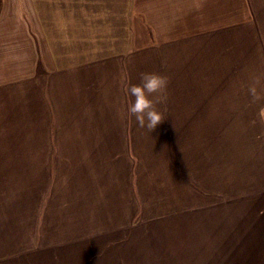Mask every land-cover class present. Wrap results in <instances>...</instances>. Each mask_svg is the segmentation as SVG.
Here are the masks:
<instances>
[{
  "label": "crops",
  "instance_id": "crops-1",
  "mask_svg": "<svg viewBox=\"0 0 264 264\" xmlns=\"http://www.w3.org/2000/svg\"><path fill=\"white\" fill-rule=\"evenodd\" d=\"M236 30L245 32L249 62L264 52V0H0V169L22 166L24 189L42 214L52 199L67 203L94 184L95 212H114L103 201L110 189L134 203L141 158L132 154L130 171L127 153L111 158L110 149L137 150L140 133H181L191 125L204 143V123L222 117L224 101L205 95L203 85L222 82L223 39ZM150 71L168 76L166 100L155 105L165 118L154 129L127 113V86ZM255 84L261 100L264 77ZM168 145L182 196L192 187L185 160L190 168L199 164L203 189L206 149L201 159ZM211 169L217 177L219 166ZM149 172L165 174L164 160ZM258 223L264 229V220Z\"/></svg>",
  "mask_w": 264,
  "mask_h": 264
},
{
  "label": "rangeland",
  "instance_id": "rangeland-1",
  "mask_svg": "<svg viewBox=\"0 0 264 264\" xmlns=\"http://www.w3.org/2000/svg\"><path fill=\"white\" fill-rule=\"evenodd\" d=\"M246 41L244 31L224 37L222 82L203 85L205 95L224 101L222 117L204 123V143L191 125L181 133H140L144 143L137 150L110 149L111 158L127 153L130 171L135 154L141 158L134 203L125 204L126 195L110 189L103 201L114 212H95L94 184L67 203L52 199L42 214L38 198L24 189L22 166L0 169V264H264V229L258 223L264 220V98L257 100L263 88L255 84L264 77V61H258L264 52L249 62ZM167 141L201 159L203 149L210 160L217 153L216 164L200 160L203 189L199 164L190 168L185 160L192 187L182 196L183 179L170 167ZM163 160L165 174H145ZM216 166L221 177L213 175Z\"/></svg>",
  "mask_w": 264,
  "mask_h": 264
},
{
  "label": "clouds",
  "instance_id": "clouds-1",
  "mask_svg": "<svg viewBox=\"0 0 264 264\" xmlns=\"http://www.w3.org/2000/svg\"><path fill=\"white\" fill-rule=\"evenodd\" d=\"M167 86V75L157 71L141 73L139 83L127 86V113L134 115L140 126L154 129L165 118L164 111L155 105L166 100Z\"/></svg>",
  "mask_w": 264,
  "mask_h": 264
}]
</instances>
